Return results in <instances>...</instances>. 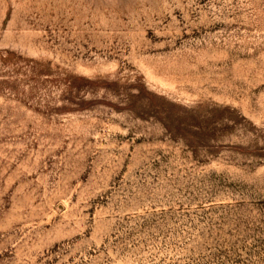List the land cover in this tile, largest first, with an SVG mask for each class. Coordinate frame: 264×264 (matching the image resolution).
I'll return each mask as SVG.
<instances>
[{
    "label": "rangeland",
    "instance_id": "obj_1",
    "mask_svg": "<svg viewBox=\"0 0 264 264\" xmlns=\"http://www.w3.org/2000/svg\"><path fill=\"white\" fill-rule=\"evenodd\" d=\"M0 264H264V0H0Z\"/></svg>",
    "mask_w": 264,
    "mask_h": 264
}]
</instances>
